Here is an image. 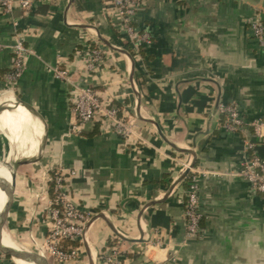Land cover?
<instances>
[{
	"label": "crops",
	"instance_id": "1",
	"mask_svg": "<svg viewBox=\"0 0 264 264\" xmlns=\"http://www.w3.org/2000/svg\"><path fill=\"white\" fill-rule=\"evenodd\" d=\"M19 1L10 14L0 9V171L6 170L0 183L14 191L12 198L0 190V225L8 222L0 232L9 248L22 251L9 236L13 222L19 234H29L30 247L37 233L43 240L49 179L61 168L75 172L67 187L79 208L106 221L90 224L70 264L98 262L116 239L108 225L143 240L116 239L121 264H264L263 200L240 176L250 155L246 143L264 160V127L261 136L252 128L247 136L228 132L216 113L217 102L233 101L247 125L264 124V48L249 31L250 22L264 23V0H144L133 25L151 36L146 58L119 30L108 0L34 1L27 12ZM16 33L33 54L10 84ZM85 44L100 45L105 63L85 82L82 71L75 79L128 114L139 112L129 140L99 123L68 135L75 120L71 87L53 70H81L76 52ZM127 44L135 54L133 86L132 61L112 49L128 53ZM192 161L203 219L199 234L187 237L181 182L164 195ZM155 239L161 245L146 248ZM14 262L4 257L0 264H31ZM33 264H47L42 249Z\"/></svg>",
	"mask_w": 264,
	"mask_h": 264
},
{
	"label": "built area",
	"instance_id": "2",
	"mask_svg": "<svg viewBox=\"0 0 264 264\" xmlns=\"http://www.w3.org/2000/svg\"><path fill=\"white\" fill-rule=\"evenodd\" d=\"M34 1L43 2L45 0H20L21 10L27 12ZM143 1L108 0L113 17L119 22V30L136 52L139 46L145 47L151 43V36L137 30L133 25L134 18ZM0 9L4 14H10L13 10V0H0ZM249 31L259 46L264 48V23L261 20L250 22ZM21 38L22 35L16 33L15 42L11 46V69L5 76L10 84H16L21 78L25 71L26 60L33 54V50L26 47ZM76 53L81 62V70L79 67L74 70H53L55 78L66 82L71 87L69 101L75 120L71 124L68 135H80L86 125L99 123L104 131L113 132L123 139L129 140L134 135L136 114H128L123 107H118L110 99L102 98L93 87L84 84L85 79L95 74L105 63L104 49L98 44H85ZM79 71H82L80 78H84V82L75 79L78 78ZM216 113L223 120L221 124L226 131L247 136V128H252L254 135L261 136L264 127L263 122L257 120L247 125L235 102H217ZM246 147L251 153L243 162L240 176L249 182L255 193L261 195L264 204V160L253 152L254 146L250 141L246 143ZM189 173L191 178L185 193L187 202L184 217L186 236L193 237L200 232L203 214L199 207L197 172L192 168ZM74 174L75 172L64 173L59 168L52 172L49 179L53 186L52 196L47 201L45 211L47 232L43 237L45 250L42 251L48 252L61 264H70L78 259V248L69 247L65 250L63 244L65 242L81 244L85 224L92 218L91 214L81 210L71 197L67 187V179ZM147 244L160 246L161 242L158 239L153 242L149 241L146 243V248ZM121 255L119 241H117L100 252L96 264H121ZM3 258L4 256L0 254V261Z\"/></svg>",
	"mask_w": 264,
	"mask_h": 264
},
{
	"label": "water",
	"instance_id": "3",
	"mask_svg": "<svg viewBox=\"0 0 264 264\" xmlns=\"http://www.w3.org/2000/svg\"><path fill=\"white\" fill-rule=\"evenodd\" d=\"M78 27L81 28V29H84L86 26H78ZM106 45L109 46V44H106ZM112 49L115 50V51H118V52H120V53H122V54H124V55H126V56H127L128 58H130V60L132 61V71H131V74H130V83H131V85L133 86V80H134L133 66H134V61L132 60V57H131L128 53H126L125 51H123V50H117V49H115V48H112ZM136 103H137V106H139V100H138V99H136ZM137 116H138L139 118H141L139 112H137ZM150 123L156 125L154 122H150ZM180 152H181V153L191 154V155H193L194 158L196 157V154H195V152H194L193 150H182V151H180ZM193 166H194V164H193V161H192V162L190 163V165L186 168V170H185V171L179 176V178H178L177 180H175V181L171 184L170 188L167 190V192L165 193L164 197H166V196H168L169 194L172 193V191L174 190V188H175L180 182H182V181L186 178L187 174L189 173V170L192 169ZM0 190H1L2 192H4L5 194H7V195L11 196L12 198H14V191H13V189H12L11 187H9L8 185L3 184V183H0ZM162 199H163V198H162ZM158 202H160V201L151 202L150 204H148L147 206H145L144 209L147 208V207H149V206H151V205L157 204ZM12 204H13V202H11L10 200H8V201L6 202V205H7V206H12ZM97 218H100V219H102V220L105 221V218H104L102 215H98V216H96V217L91 218V219L85 224V227H84V236H85V232L87 231V229H88V227L90 226V224H91L95 219H97ZM105 222H106V221H105ZM108 227H109V229L112 231V233H113V235L115 236V238H116L117 240L121 241V242H127V243H141V242L143 241L141 237L137 238L136 240L127 239V238H125V237L119 235L115 230H113V229L111 228L110 225H108ZM38 229H39V228H38ZM39 239H40V235L37 233L36 236H35V241L33 240L34 243H33V245L30 247V249H28V250H26V251H20V252H18V253H15L13 250H11V249H7V248H5V247L2 246V244H1V241H2V234H1V232H0V254L3 255L4 257H8V258H10L13 262H14L15 260H21V261H23V262L33 264V263H34L35 256H36V252H37V242L39 241ZM83 239H84V237H83ZM14 263H15V262H14ZM46 263H47V261H46ZM47 264H48V263H47ZM89 264H93L91 260H90Z\"/></svg>",
	"mask_w": 264,
	"mask_h": 264
},
{
	"label": "rangeland",
	"instance_id": "4",
	"mask_svg": "<svg viewBox=\"0 0 264 264\" xmlns=\"http://www.w3.org/2000/svg\"><path fill=\"white\" fill-rule=\"evenodd\" d=\"M2 221L3 223L0 225V230L2 229L3 225H6V223H8L6 219ZM8 232H9V236L13 237L16 240V244L21 247L22 251H26L30 249L29 234L26 235L19 234L20 229H19V225L16 224V222H13L12 224L9 225ZM33 240L35 241V237L33 238ZM38 249L40 250L42 249L43 251L45 250L44 241L42 240V238L39 239V241L37 242V250ZM43 253L48 264H61L53 256H50L48 252H43Z\"/></svg>",
	"mask_w": 264,
	"mask_h": 264
},
{
	"label": "trees",
	"instance_id": "5",
	"mask_svg": "<svg viewBox=\"0 0 264 264\" xmlns=\"http://www.w3.org/2000/svg\"><path fill=\"white\" fill-rule=\"evenodd\" d=\"M144 2V1H143ZM126 50H127V52L129 53V55L130 56H132V57H134L135 56V54H134V52H133V50H132V48H131V46L130 45H128L127 44V46H126ZM137 53H138V55L141 57V58H146V53H145V48L143 47V46H139L138 47V50H137ZM148 59H150V57L148 58ZM138 77H139V75H138V73L136 74V78H137V80H138ZM118 107H120V105L119 104H116ZM220 120H221V123H222V119L220 118ZM251 153V152H250ZM190 178H191V174L189 173L187 176H186V178L181 182V184H180V187H181V189L183 190V191H185V193H186V190H187V188H188V183H189V180H190ZM51 195H52V183H51ZM186 202H187V198H186V195H184L183 196V209L185 210V207H186ZM202 222V221H201ZM115 242H117V240L116 239H112V240H109L108 241V245H112V244H114ZM80 246V244H78V243H68V242H65L64 244H63V248L66 250V249H68L69 247H71V248H77V247H79Z\"/></svg>",
	"mask_w": 264,
	"mask_h": 264
},
{
	"label": "bare ground",
	"instance_id": "6",
	"mask_svg": "<svg viewBox=\"0 0 264 264\" xmlns=\"http://www.w3.org/2000/svg\"><path fill=\"white\" fill-rule=\"evenodd\" d=\"M6 170L2 169L0 171V176L3 177L4 173H5ZM1 244L3 247L7 248V249H11L9 247H13V244L8 240L6 239L4 236L2 237V241H1ZM13 250V249H11ZM14 251V250H13ZM15 252V251H14ZM16 253V252H15Z\"/></svg>",
	"mask_w": 264,
	"mask_h": 264
}]
</instances>
